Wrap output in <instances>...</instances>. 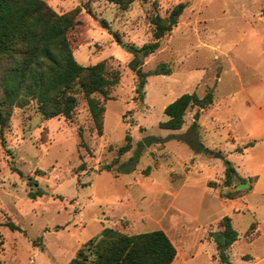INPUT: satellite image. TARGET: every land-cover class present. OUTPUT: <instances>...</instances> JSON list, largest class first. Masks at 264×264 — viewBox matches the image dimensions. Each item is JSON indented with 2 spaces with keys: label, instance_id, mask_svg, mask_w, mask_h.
<instances>
[{
  "label": "rangeland",
  "instance_id": "1",
  "mask_svg": "<svg viewBox=\"0 0 264 264\" xmlns=\"http://www.w3.org/2000/svg\"><path fill=\"white\" fill-rule=\"evenodd\" d=\"M45 1L60 14L76 13L69 32L75 59L84 66L106 61L121 81L111 99L96 95L106 109L102 135L82 96L73 121L45 119L35 102L13 109L0 135L2 264H68L105 228L164 230L178 251L172 264H227L211 236L223 230L225 216L238 232L226 251L230 264H264V0H136L126 8L107 0ZM179 4L178 24L143 65L149 71L167 63L172 74L150 76L140 99L125 45L150 42L152 17ZM193 92H211L214 104L190 108L180 130L161 128L165 107ZM195 121L209 153L180 137L191 136ZM126 136L131 149L118 157ZM148 136L159 141L146 147ZM131 157L133 170L117 174ZM226 159L241 176L259 179L252 191L223 196L234 191L223 186ZM30 178L44 196L28 197Z\"/></svg>",
  "mask_w": 264,
  "mask_h": 264
},
{
  "label": "trees",
  "instance_id": "2",
  "mask_svg": "<svg viewBox=\"0 0 264 264\" xmlns=\"http://www.w3.org/2000/svg\"><path fill=\"white\" fill-rule=\"evenodd\" d=\"M128 7L136 0H107ZM185 9L179 4L166 17L156 14L152 17V40L142 46L125 45L131 54L129 69L136 75V93L143 99L144 87L150 76L171 75L172 68L162 63L153 70L143 69L144 61L161 47V40L172 32ZM75 12L60 14L45 0H0V135L12 116L14 108H23L35 102L45 119L63 116L73 121L79 98L88 105L93 125L98 135L103 134L105 106L103 99H111L110 93L121 81L119 70L109 67L106 61L95 65H81L74 57L69 32L76 25ZM103 26L109 25L102 21ZM117 43L120 38L112 31ZM214 104V96L208 92L200 97L197 93H186L165 107L168 119L160 123L167 130H180L185 124V116L194 106L209 108ZM197 118V116H196ZM199 124L195 121L190 129L191 136L180 137L189 142L195 152L209 153L199 140ZM82 130L79 136L82 139ZM84 145V143H83ZM85 146V145H84ZM252 146V143L250 144ZM142 147V143L139 144ZM131 149L130 137L118 149V157ZM140 152L137 153V156ZM135 161L131 157L117 166V174L130 173ZM224 187H234V191L224 193V197L234 199L252 191L257 177H242L234 164L224 160ZM12 170L21 172L12 166ZM103 170L112 171L111 165ZM149 169L145 172L148 173ZM248 184L237 189L238 185ZM28 197L36 200L46 194L38 181L28 180ZM223 230L211 233L217 244L220 260L230 264L227 249L238 240V232L229 216L221 220ZM13 231L21 228L9 222ZM177 257V248L161 229L150 232L127 234L113 228H105L100 237L92 239L77 251L68 264H172ZM0 264H2L0 260Z\"/></svg>",
  "mask_w": 264,
  "mask_h": 264
},
{
  "label": "water",
  "instance_id": "3",
  "mask_svg": "<svg viewBox=\"0 0 264 264\" xmlns=\"http://www.w3.org/2000/svg\"><path fill=\"white\" fill-rule=\"evenodd\" d=\"M157 141H159V139L156 138V137H153V136H148V137H145V138L143 139V143H144V145H145L146 147H148L150 144H152V143H154V142H157ZM215 156L221 158V156H220L218 153H216ZM247 186H248V184H242V185H238L236 188H237V189H242V188H246Z\"/></svg>",
  "mask_w": 264,
  "mask_h": 264
},
{
  "label": "crops",
  "instance_id": "4",
  "mask_svg": "<svg viewBox=\"0 0 264 264\" xmlns=\"http://www.w3.org/2000/svg\"><path fill=\"white\" fill-rule=\"evenodd\" d=\"M256 146V145H255ZM249 176V175H248ZM259 176V175H258ZM242 177H245V176H242ZM246 178V177H245ZM259 180V179H258ZM258 182V181H257ZM255 189V188H254ZM177 256H178V251H177ZM177 258V257H176Z\"/></svg>",
  "mask_w": 264,
  "mask_h": 264
}]
</instances>
